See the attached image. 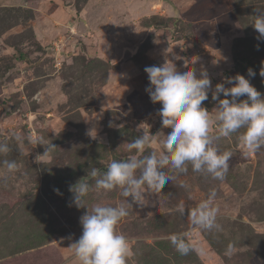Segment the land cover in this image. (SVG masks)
Segmentation results:
<instances>
[{
	"label": "rangeland",
	"instance_id": "374dc122",
	"mask_svg": "<svg viewBox=\"0 0 264 264\" xmlns=\"http://www.w3.org/2000/svg\"><path fill=\"white\" fill-rule=\"evenodd\" d=\"M260 7L264 0H0V142L11 149L0 154V264H79L68 247L86 209L72 204L70 186L94 183L92 168L127 159L126 142L161 130L145 67L171 60L184 71L185 62L198 76L206 68L212 90L241 74L264 95V41L252 26ZM215 103L210 91L203 106ZM237 137L215 142L233 153L223 181L189 164L149 206L133 205L117 226L135 253L129 264H264V148L245 155ZM41 138L56 150L43 155L33 143ZM5 159L17 162L15 173ZM211 189L221 228L207 231L175 209H191ZM122 199L119 190L90 193L88 205ZM173 234L194 250L179 254Z\"/></svg>",
	"mask_w": 264,
	"mask_h": 264
},
{
	"label": "clouds",
	"instance_id": "9594fccd",
	"mask_svg": "<svg viewBox=\"0 0 264 264\" xmlns=\"http://www.w3.org/2000/svg\"><path fill=\"white\" fill-rule=\"evenodd\" d=\"M255 12L252 26L258 32L257 39L264 41V7L256 8ZM183 67L187 70L178 71L171 60H165L159 66L145 67L149 79L145 91L152 103L162 105L159 110L161 130L156 134L144 132L126 142L127 151L132 153L127 159H112L103 171L92 168L87 176L94 183L79 181L70 186L72 204L78 209H86L80 217L82 234L68 247L73 250L79 264H129L135 253L130 240L117 230V226L130 215L133 205L140 208L149 206L147 197L161 194L164 186L175 180L176 174L188 172L189 164L193 172L223 181L233 153L230 150L221 152L216 141L238 134V142L245 155L264 148V95L250 80L236 74L225 77L212 90L206 68H201L198 76L194 66L184 62ZM247 74L248 77L256 75L251 68ZM259 75L264 77V68ZM225 84L231 86L226 87ZM210 91L212 101L216 102L211 111L203 106V102L209 99ZM163 129H167V134ZM88 135L96 139L97 131L92 129ZM13 136L21 139L15 133ZM33 143L44 146L43 155L51 154L57 148L43 138ZM157 144L160 148L149 151ZM10 151L7 143L0 142V154ZM40 156L36 157L37 161ZM2 164L9 174L18 170L15 160L5 159ZM114 190H119L123 198L119 204L101 201L89 208L90 193L103 196ZM56 191L60 194L58 189ZM216 197L215 189H211L207 197L191 209H186L181 203L175 210L181 215L187 214L194 227L219 230L220 208ZM169 240L181 255L194 250L184 234H173ZM234 251L230 243L226 254L231 255Z\"/></svg>",
	"mask_w": 264,
	"mask_h": 264
},
{
	"label": "water",
	"instance_id": "95a60500",
	"mask_svg": "<svg viewBox=\"0 0 264 264\" xmlns=\"http://www.w3.org/2000/svg\"><path fill=\"white\" fill-rule=\"evenodd\" d=\"M106 169V167H102V168H100L99 170H105Z\"/></svg>",
	"mask_w": 264,
	"mask_h": 264
}]
</instances>
